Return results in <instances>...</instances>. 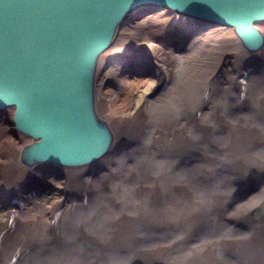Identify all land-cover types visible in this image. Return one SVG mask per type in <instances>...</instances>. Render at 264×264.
Returning <instances> with one entry per match:
<instances>
[{
  "label": "bare ground",
  "instance_id": "1",
  "mask_svg": "<svg viewBox=\"0 0 264 264\" xmlns=\"http://www.w3.org/2000/svg\"><path fill=\"white\" fill-rule=\"evenodd\" d=\"M253 23L249 48L233 25L129 7L91 65L93 160L37 161L0 122V264H264Z\"/></svg>",
  "mask_w": 264,
  "mask_h": 264
},
{
  "label": "water",
  "instance_id": "2",
  "mask_svg": "<svg viewBox=\"0 0 264 264\" xmlns=\"http://www.w3.org/2000/svg\"><path fill=\"white\" fill-rule=\"evenodd\" d=\"M146 3L233 25L249 48L262 41L253 22L264 18V0H0V110L33 137L32 158L78 165L106 150L91 65L125 11Z\"/></svg>",
  "mask_w": 264,
  "mask_h": 264
},
{
  "label": "rangeland",
  "instance_id": "3",
  "mask_svg": "<svg viewBox=\"0 0 264 264\" xmlns=\"http://www.w3.org/2000/svg\"><path fill=\"white\" fill-rule=\"evenodd\" d=\"M161 8L164 9V10L172 11V13L178 14V12L173 11L171 9H168V8H165V7H161ZM11 117H12V110L11 109L6 108V109H3V110H0V122H2L5 130L7 131L8 137L11 138V139H13V140H15V141H19L20 139H24L27 142H33L34 141L33 137H31L28 134H23V133L17 131L14 128V125L12 124V118ZM1 136L2 135L0 134V137ZM50 170L57 175V173L55 172L56 170H54L52 168H50ZM56 178L58 179V178H60V176L59 177L56 176ZM47 189L48 190H46L45 192H42V193H47V192L50 193V192H53V191L57 190L55 188V189H53V191H51L49 189V187H47ZM46 202L49 203L48 200H46Z\"/></svg>",
  "mask_w": 264,
  "mask_h": 264
}]
</instances>
